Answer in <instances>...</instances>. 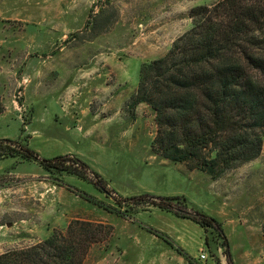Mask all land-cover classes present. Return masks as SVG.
<instances>
[{
    "label": "rangeland",
    "instance_id": "rangeland-1",
    "mask_svg": "<svg viewBox=\"0 0 264 264\" xmlns=\"http://www.w3.org/2000/svg\"><path fill=\"white\" fill-rule=\"evenodd\" d=\"M217 1L0 0V139L41 159L77 156L92 172L1 159L0 253L76 223L95 231L82 264H264V140L213 179L156 153L155 111L132 106L142 64L191 28L194 7ZM140 196L185 198L221 223L230 252L215 229L133 207Z\"/></svg>",
    "mask_w": 264,
    "mask_h": 264
},
{
    "label": "trees",
    "instance_id": "trees-1",
    "mask_svg": "<svg viewBox=\"0 0 264 264\" xmlns=\"http://www.w3.org/2000/svg\"><path fill=\"white\" fill-rule=\"evenodd\" d=\"M190 18L191 28L165 55L142 64L132 106L145 102L155 111L156 153L217 179L262 150L264 0H219L194 7ZM7 157L37 161L49 173L90 179L91 171L77 156L41 159L27 144L2 138L0 160ZM129 201L133 207L171 211L205 231L215 229L230 252L221 223L189 211L185 198L140 196ZM89 226L70 223L34 245L2 252L0 264H82L95 233Z\"/></svg>",
    "mask_w": 264,
    "mask_h": 264
},
{
    "label": "built area",
    "instance_id": "built-area-1",
    "mask_svg": "<svg viewBox=\"0 0 264 264\" xmlns=\"http://www.w3.org/2000/svg\"><path fill=\"white\" fill-rule=\"evenodd\" d=\"M201 258H202V259H206V258H207L206 254H205V253H202V254H201Z\"/></svg>",
    "mask_w": 264,
    "mask_h": 264
}]
</instances>
